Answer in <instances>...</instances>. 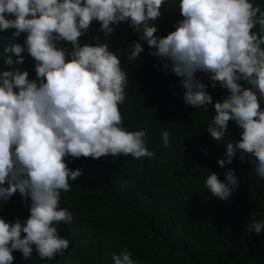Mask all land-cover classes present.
I'll return each instance as SVG.
<instances>
[{
	"label": "clouds",
	"instance_id": "9594fccd",
	"mask_svg": "<svg viewBox=\"0 0 264 264\" xmlns=\"http://www.w3.org/2000/svg\"><path fill=\"white\" fill-rule=\"evenodd\" d=\"M165 16L173 19L169 27L158 23ZM126 21L142 33L126 47L128 61L140 58L146 41L148 54L163 62L166 77L165 84L154 80V93L169 92L178 80L184 89L180 107L201 108L212 139L204 142L205 137L194 129L187 136L186 153L169 147L171 156L165 157L172 158L175 167L166 170L160 165L151 178L155 188L150 195L163 200L159 206L172 199L184 207L207 189L227 200L239 184L235 169L225 173V181L217 173L232 163L237 152L242 162L251 160L256 174L264 179V109L260 106L264 100V4L259 0H0V32L14 29L13 38L27 34L23 43L5 46L4 52L16 59L6 56L8 69L0 72V202L19 201L25 214L30 212L23 222L11 223L5 206L0 208V264H12L13 251L28 259L33 246L39 256L33 264H91L98 261H90L91 255L106 253L114 264H137L128 250L116 254L112 242L104 250L100 246L98 253L93 240L106 242L107 227L93 228L78 221L61 203V192L70 191V181L80 175L95 177L106 188L104 184L113 177L106 178L101 165L116 172L114 161L121 156H154L146 146V130H128L124 125V113L139 104L134 88L139 70L125 61L123 66L121 57L110 50L108 37ZM91 24L99 30L98 38L81 45L79 38ZM60 41L71 49L59 47ZM25 51L35 61V79L17 67L23 65ZM197 72L209 74L212 84L199 80ZM217 82L220 90L213 95L211 87ZM160 102L152 94H143L141 106L151 118L155 105L160 112L173 108L159 107ZM229 122L242 129L241 138L233 135L237 129H228ZM169 138L164 130L165 147ZM198 154L199 161L211 159L215 165L209 171L203 169L202 182L187 176L189 188L182 189L185 176L181 173ZM81 157L87 168L68 167L67 159ZM133 186L130 182L125 192L134 193L140 202ZM195 217L205 223V216ZM262 229L264 221H257L253 214L248 232L259 234ZM59 231L69 234L70 240ZM74 239L82 242L80 256L69 248ZM120 244L118 238L119 249Z\"/></svg>",
	"mask_w": 264,
	"mask_h": 264
},
{
	"label": "trees",
	"instance_id": "16d2710c",
	"mask_svg": "<svg viewBox=\"0 0 264 264\" xmlns=\"http://www.w3.org/2000/svg\"><path fill=\"white\" fill-rule=\"evenodd\" d=\"M259 1L264 4V0ZM163 20L158 22L159 25L169 27L173 19L165 16ZM97 26L100 28L99 22ZM13 31L14 29L0 32V72L8 69L4 63L6 56L11 55L14 60L16 59L14 54L4 52L5 46L23 43L27 35L22 33L19 38H13ZM98 32L99 30L91 24L87 32L79 38L81 45L95 43ZM141 34L134 31L129 22H121L109 35L108 43L110 50L123 60V66H126L125 62H127L139 70L135 78V87L130 82V86L136 89V94L139 93V104L129 112H125L123 120L128 130H146V146L154 151V156L140 159H134L130 155L121 156L123 158L118 162L114 161L116 172L110 167L105 168L101 165L99 169L105 177H113L111 183L104 184L106 188H102L103 182L99 179L80 175L77 180L70 181V191L61 192V203L69 208L78 221L82 220L93 228L107 227L106 242L100 238L93 240L92 245L97 246L98 253L112 242L118 249L116 254L128 250L137 264H264V229L259 234L248 232L253 214L257 221H264V179L256 174L255 164L251 160L241 161L240 152H237L231 164L217 173L219 179L225 181V173L235 169L234 174L239 184L227 200L213 196L207 189L187 201L184 207L179 200L172 199L159 206L163 200L150 195L155 188L151 178L158 172L160 165L164 164L166 170L175 167L174 160L172 158L167 160L165 157L169 154L171 156L169 147L174 146L179 153H186L189 146L187 136L195 131L194 129L205 137L204 142H212V139L205 130L207 114L201 108L189 105L188 108L180 107L179 96L182 94L183 99L184 89L178 80H175L178 84L173 82L169 92L154 93V80L165 84L166 77L162 74L164 67L160 66L163 62L158 57L148 54L150 49L146 41L143 45L145 50L140 58L128 61L126 47L132 39L138 41ZM165 35L167 34H157L158 37ZM58 46L71 49V45L63 41L58 42ZM21 55L24 57V63L17 67L27 70L29 78L35 79L34 59L26 51ZM196 76L199 80L204 78L212 84L209 74L197 72ZM218 85L220 86L219 82L215 88L211 87L213 95H218L220 90ZM143 94H152L156 96L157 101L161 100L159 107L169 105L173 108L160 112L155 105L151 108L153 116L151 118L141 106ZM260 106L264 109V100H260ZM228 129H237L235 131L237 135H233L241 138L242 129L238 125L229 122ZM164 130L170 133L168 147L162 143ZM214 151L211 150V154ZM199 158L200 154L193 155L184 168L185 173H181L185 176L182 189L189 188L187 176H193L196 181L202 182L203 169L209 171L214 167L213 160L209 159L205 162L199 161ZM245 158L247 160V154ZM67 160L68 167L73 170L77 165L80 167L86 165L83 157L75 158V161ZM86 178L92 184H89ZM130 182L134 185V190L137 191L136 198L140 199V202L135 199L134 193L125 192ZM3 206L8 211L5 213L12 219L11 223L17 219L23 222L30 214L29 211L25 214L23 204L19 201L10 199L7 202H0V208ZM196 214L205 216L204 224L199 222L195 217ZM1 217L7 218L5 215ZM59 233L70 240V235L66 232L59 231ZM118 238L121 239L120 249L117 246ZM100 246L103 248L101 249ZM69 248L75 249L76 255L80 256L78 249L82 248V242L74 239L73 242L70 241ZM90 252L91 250L88 254ZM12 254L14 256L12 264H33L36 258H39L35 246L28 259L23 258L19 251H13ZM107 254L104 257L91 255L90 261L98 259L91 264H114L111 262L112 259H108Z\"/></svg>",
	"mask_w": 264,
	"mask_h": 264
}]
</instances>
